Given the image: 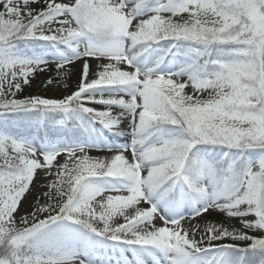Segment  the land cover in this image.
<instances>
[{"label": "snow or ice", "instance_id": "snow-or-ice-1", "mask_svg": "<svg viewBox=\"0 0 264 264\" xmlns=\"http://www.w3.org/2000/svg\"><path fill=\"white\" fill-rule=\"evenodd\" d=\"M0 264H264V0H0Z\"/></svg>", "mask_w": 264, "mask_h": 264}, {"label": "rangeland", "instance_id": "rangeland-1", "mask_svg": "<svg viewBox=\"0 0 264 264\" xmlns=\"http://www.w3.org/2000/svg\"><path fill=\"white\" fill-rule=\"evenodd\" d=\"M94 66V62H93ZM80 68V62H77L75 66H73L72 69V76L70 80L68 81L70 87L69 88H64L63 81L57 80V83L53 85H47L46 82L49 78L56 79V74L54 71V66L50 68L48 71L42 72V73H37L35 78L32 79L30 85L25 86L24 91L20 93V96L24 95H41L44 97H60L62 95L69 94L71 90L74 89L75 84L78 79V71ZM188 91H191L189 89ZM92 155H100V153L93 152ZM46 183L45 177L43 172H38L37 176L35 178L33 187H32V192L30 195L27 196V199L22 202V210H27L29 208V205L32 203L34 200L35 196L38 195L40 192H42L44 189L42 188V185ZM217 213H213L211 218H218Z\"/></svg>", "mask_w": 264, "mask_h": 264}]
</instances>
